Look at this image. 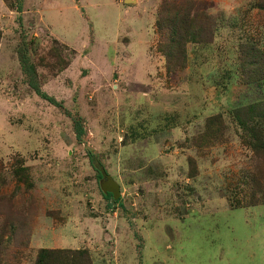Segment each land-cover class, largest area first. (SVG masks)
<instances>
[{
  "label": "rangeland",
  "instance_id": "obj_1",
  "mask_svg": "<svg viewBox=\"0 0 264 264\" xmlns=\"http://www.w3.org/2000/svg\"><path fill=\"white\" fill-rule=\"evenodd\" d=\"M263 74L264 0H0V264H264Z\"/></svg>",
  "mask_w": 264,
  "mask_h": 264
},
{
  "label": "trees",
  "instance_id": "obj_2",
  "mask_svg": "<svg viewBox=\"0 0 264 264\" xmlns=\"http://www.w3.org/2000/svg\"><path fill=\"white\" fill-rule=\"evenodd\" d=\"M260 7H263V5L260 4L259 8ZM17 9H21V3L17 6ZM169 21L170 24L168 25V41L166 42L167 45L165 46L166 54L169 58L168 66H170L173 61L171 57L174 58L175 55H178V53H176L178 50L181 53L184 51L183 46L186 42L199 41V34H201L200 29H194L195 25L189 19V14L186 12L183 15L179 16L178 10H175L172 13ZM241 48V52L244 55V60L242 63L246 68L248 67L250 69V71L245 72V69L243 68L244 73L246 74L245 77L250 81L256 79L257 77L259 78L262 73L257 70V63L254 61L256 59V56H258L259 52L256 50V48H254L252 44H243ZM32 79L35 80V78ZM29 83H31L32 86L37 85V83L33 81H29ZM35 90L41 96H44V93H42L39 88L35 87ZM260 112L264 113V102H262L259 106L254 107L251 114L258 115ZM78 136L80 137V132H78Z\"/></svg>",
  "mask_w": 264,
  "mask_h": 264
}]
</instances>
